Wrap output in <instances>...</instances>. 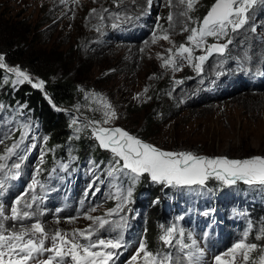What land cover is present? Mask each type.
<instances>
[{
	"label": "rangeland",
	"instance_id": "374dc122",
	"mask_svg": "<svg viewBox=\"0 0 264 264\" xmlns=\"http://www.w3.org/2000/svg\"><path fill=\"white\" fill-rule=\"evenodd\" d=\"M212 3L213 0H199L189 15L202 20ZM184 10V6L177 5V0H172V6L167 0H152L150 7L148 0H0V19L12 25H23L27 47L41 50L52 56V60L59 59L58 64L51 63L48 67L50 80L74 79L83 94L85 110L95 121L104 118V102L111 105L116 117L97 127L121 128L164 151L238 160L264 157V3L257 0L247 13L248 23L230 34L232 43L225 52L213 54L199 72L187 61L180 64L179 71H173L171 66L165 68L161 57L169 56L167 49L173 48V43L163 39L152 42L154 33L162 35L160 29H167L175 46L185 43L189 33L182 29L187 18L179 15ZM169 14L173 15L174 27H169ZM188 23L191 25V21ZM216 42L214 38H208V44ZM225 42L224 38L219 40L221 44ZM201 54V50L194 53L196 56ZM23 72L30 77L26 81L39 82L29 72ZM159 87L165 89L163 98L167 99L169 110L156 111V118H152L157 104L154 95ZM19 128L21 135L15 142L19 147L6 161L7 167L0 171V180L5 184L0 190L1 195L11 205L0 201V207L4 217L11 216L13 207L37 215L23 221L0 220L9 230H19L21 225L30 226L36 219L49 233L88 229L93 224L86 219L88 214L105 216L131 190L132 195L123 203L122 210L106 217L111 223L92 237L93 240L122 237L126 247L117 250L114 264H129L139 244L146 242L149 222H154L158 236L153 249L147 245L148 250L171 253L173 264H189V252L194 254L192 264H215L216 256L209 257L205 246L191 232L187 215L196 210L205 216L217 212L249 224L253 210L264 208V185L260 184L237 181L228 185L214 176L209 177L207 180L212 178L214 184L221 187L217 192L200 189L207 186V180L204 185H167L152 181L147 173L134 178L135 174L128 171L119 175L82 166L90 181L88 192L104 189L105 199L101 203L90 199L91 205L81 215L57 218L37 205L40 197L43 198V190L52 186L50 175L53 172L43 179L37 161H30L31 153L38 152L41 144L29 122H15L9 115L0 117V140H3L0 148L18 134ZM16 163L20 164L19 169L13 167ZM70 164L66 162L59 172H69ZM7 177L12 178L11 184L5 180ZM142 178L147 180L143 181L145 189H151L152 184L159 186L155 191L161 202L151 204L145 196L147 191H135L136 181H142ZM16 180L24 186L21 195L9 189L15 187ZM118 189L121 200L115 198ZM33 196L36 197L34 202ZM21 197L23 200L17 206L15 202ZM25 201L32 207L24 208ZM93 208L96 210L90 211ZM69 218L75 219L69 221ZM171 227L177 232L170 247L160 237ZM181 230L182 237L179 235ZM238 233L235 230L234 234ZM239 237L237 242L245 236L239 234ZM179 240L187 245L195 244L181 250ZM262 254L264 252L259 250L255 264H259ZM235 264H244L239 255ZM247 264L254 263L248 261Z\"/></svg>",
	"mask_w": 264,
	"mask_h": 264
},
{
	"label": "snow or ice",
	"instance_id": "6c2138e0",
	"mask_svg": "<svg viewBox=\"0 0 264 264\" xmlns=\"http://www.w3.org/2000/svg\"><path fill=\"white\" fill-rule=\"evenodd\" d=\"M167 2L169 6H172V0H167ZM197 3L199 0H177L178 6L185 7V10L179 13L187 18L182 29L183 32L189 33L185 43L175 46L167 29H160L162 35L153 34V43L160 39L173 43V48L167 49L169 56L161 57L165 68L171 66L173 71H179L180 64L187 61L194 66L197 72L201 71L202 64L213 53L223 54L225 52L228 45L232 43L229 38L230 34L238 32L248 23L247 13L257 3V0H213L202 20L200 18L193 19L189 15L195 10ZM261 3H264V0H261ZM151 4L152 0H148L149 7ZM92 12L96 13V9H93ZM167 20L170 22L169 27H174L172 14L168 15ZM188 21H191V25ZM252 30L255 31V28ZM209 37L214 38L217 42L208 44ZM222 38L226 39L223 44L219 43ZM196 50H201L203 54L194 55ZM2 61L3 57H0V68L6 67ZM8 71L15 72L17 76L22 77L20 82L30 80L28 74L18 68H8ZM43 83V81H39L34 84V87L42 88ZM103 107L106 109L103 113V120L92 122L94 137L100 147L110 150L117 164L120 161L123 162L122 168L119 170H127L135 174L134 178L147 173L154 182L191 186L204 185L209 177L214 176L228 185H233L237 181H243L250 185H264V157L256 156L238 160L227 157L208 158L197 156L191 152L164 151L143 142L121 128L97 127L96 125L107 124L116 117L110 104L104 102ZM0 143H3V140H0ZM18 147L19 144L14 143L5 149L6 155L0 156V161H5V163H0V171L7 167L6 161ZM13 167L19 169L20 164L16 163ZM4 187V181L0 180V190ZM131 195V190H129L127 196L121 200L118 189L115 198L121 200V203L115 209L110 210L105 216L88 214L86 219L92 221L93 224L88 229H75L70 233L61 230L49 233L39 219H36L30 226L21 225L19 230H15V228L9 230L0 222V264H110V262L114 264V257L118 254L117 250L126 247L122 237L117 239L98 237L96 240H93L92 237L111 223L106 217L122 210L123 203ZM22 200L23 197L18 198L15 202L16 205L19 206ZM35 200L36 197L33 196L32 201ZM31 207V203L24 202V208ZM95 210L93 208L90 211ZM36 215V213L23 211L19 207H13L11 216L4 217L2 207H0V220L23 221L30 220ZM73 219L75 218H69V221ZM176 232L175 227L168 228L160 239L171 247ZM179 235L183 236L182 230ZM262 238H264V232L257 237V239ZM82 240L83 242H81ZM246 240L247 236L237 242L228 252L216 256L215 264H235L238 255L244 264H247L250 254L257 249L258 245L247 243ZM46 243L49 244L48 247L45 246ZM177 243L180 244L181 250L195 244L193 242V245H187L182 240ZM197 251L200 250L197 249ZM261 252H264V249H261ZM45 254L47 255L45 256ZM193 256L192 252L187 254L189 264H192ZM226 257H230V259H226ZM129 264H173V256L171 253H153L148 250L147 243L142 241ZM259 264H264V254L259 256Z\"/></svg>",
	"mask_w": 264,
	"mask_h": 264
},
{
	"label": "trees",
	"instance_id": "16d2710c",
	"mask_svg": "<svg viewBox=\"0 0 264 264\" xmlns=\"http://www.w3.org/2000/svg\"><path fill=\"white\" fill-rule=\"evenodd\" d=\"M22 31L23 25H12L0 19V57H3L2 62L6 65L0 68V117L9 115L15 122H29L41 144L37 152V167L43 179L53 171H62L66 162L71 163L69 171L88 166L92 171L125 174L127 170H119L122 168V161L117 164L110 150L100 147L95 139L92 126L95 120L86 112L83 94L75 80L63 77L50 80L48 67L51 63L58 64L59 59L52 60V56L41 53V50L29 49L25 31ZM8 68L27 71L36 81L42 79L43 87H34V84L26 80L20 82L23 78L18 77L15 72H9ZM163 90L165 91L164 87H159L155 91L154 99L157 104L153 108L152 118H156V111L169 110L166 107L167 99L163 98ZM17 133L8 144L1 146V155L6 154L5 149L20 138L21 128ZM145 180L136 181L133 187L135 191H147L148 195L145 196L151 204L161 202L155 191L159 186L152 184L151 189H145ZM148 183L151 184L150 181ZM200 189L220 192L221 187L210 178L207 186ZM250 216L251 222L249 221L245 236L247 243L258 245L250 254L249 261L254 263L257 262L259 250L264 249V238L257 239L264 232V208L253 210ZM147 227L146 243L153 249L158 236L157 230L154 222H149Z\"/></svg>",
	"mask_w": 264,
	"mask_h": 264
},
{
	"label": "bare ground",
	"instance_id": "6f19581e",
	"mask_svg": "<svg viewBox=\"0 0 264 264\" xmlns=\"http://www.w3.org/2000/svg\"><path fill=\"white\" fill-rule=\"evenodd\" d=\"M140 4H141V3H140ZM136 5H137V4H136ZM143 5H144V4H143ZM139 7H140V5H139ZM136 8H137V7H136ZM141 29H142V28H141ZM131 31H132V30H131ZM147 43H148V45H149V44L151 45V41H149V42H147ZM147 43H145V44H147ZM159 44H160V43H159ZM150 45H149V46H150ZM152 47H153V46H152ZM137 48H138V47H137ZM155 48H156V47H155ZM261 52H262V51H261ZM0 205H1V204H0ZM27 211H28V210H27ZM39 211H40V210H39ZM42 214H43V213H42ZM42 214H41V215H42Z\"/></svg>",
	"mask_w": 264,
	"mask_h": 264
},
{
	"label": "water",
	"instance_id": "95a60500",
	"mask_svg": "<svg viewBox=\"0 0 264 264\" xmlns=\"http://www.w3.org/2000/svg\"><path fill=\"white\" fill-rule=\"evenodd\" d=\"M213 54H216V53H213ZM213 54H212V55H213ZM212 55H211V56H212ZM211 56H210V57H211ZM210 57H209V58H210ZM209 58H208V59H209ZM208 59H207V60H208ZM207 60H206V61H207ZM206 61H205V62H206ZM205 62H204V63H205ZM204 63H203V64H204Z\"/></svg>",
	"mask_w": 264,
	"mask_h": 264
}]
</instances>
